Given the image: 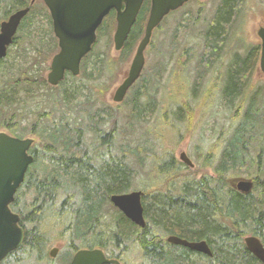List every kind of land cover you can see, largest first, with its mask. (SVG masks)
I'll return each instance as SVG.
<instances>
[{
    "label": "trees",
    "instance_id": "16d2710c",
    "mask_svg": "<svg viewBox=\"0 0 264 264\" xmlns=\"http://www.w3.org/2000/svg\"><path fill=\"white\" fill-rule=\"evenodd\" d=\"M242 1L224 0L208 32L200 33L205 42L203 52L195 59L199 78L201 72L210 69V64L215 62L219 52L224 49L227 40L225 32L227 33L228 27H231L235 16L239 14ZM2 3H6L5 0H0V7ZM147 14L148 6L144 5L120 51L121 60L130 57L137 41L143 36V22ZM45 18L49 25L48 16ZM110 20H114V13L106 18L103 27L99 29L98 39L106 22ZM49 33L51 36L50 26ZM35 36L37 43L41 41V34ZM47 37L45 40H51V37ZM19 41L23 42L24 39L20 37ZM46 46L50 48L42 50L45 60L56 49V41ZM94 48L95 46L82 62L81 70L84 72L89 67ZM36 52L39 54L41 51ZM25 55L24 53L23 57L19 54L18 58L23 57L22 60L27 61ZM102 62L97 58L95 65ZM39 65L40 62L37 70ZM247 67V62H236L229 70L228 79L221 90L224 103L231 108L248 84L242 79ZM253 69L254 67L249 69V78ZM93 72L92 69L88 79H94ZM153 76L161 74L154 69L150 70L141 75L130 88L125 105L129 107L131 121L126 122L125 126L118 120L116 109H92L93 104L87 96H83V90L79 91L78 88V91L65 92L60 98V105H54L56 110L52 113L59 115V121L55 120L51 126H44L39 134L35 131L37 124L32 125L30 132L38 134L45 141L41 145L42 155L36 154L34 164L27 171L24 182L10 205L11 211L19 216L18 224L24 231V240L0 264H24L31 258L34 264L50 262L47 251L56 241L65 243L64 252L59 253L56 260L60 264H68L80 249L95 248L101 249L107 258L118 260L121 264H127L126 260L130 255L139 259L135 264H261L248 253L244 238L248 235L249 225V236L259 238L264 244V178L254 175L255 184L249 195L241 194L227 184L228 173L238 175L247 171V151L251 141L259 143L264 138V112L258 116L259 121L253 120L257 115L252 111L255 99L228 136L219 157L204 161L205 169L213 167L210 172L191 178L188 175L191 170L173 154H165L159 158V179L154 184L150 182V193L142 192L144 229L132 224L110 203L112 195L136 190L138 171L132 165L131 157L138 166L144 162L139 156L146 151L152 152L139 145L133 147L129 140L117 148L116 141L119 132L128 135L133 132L135 124L145 121L139 118L141 114L146 117V114L153 111L150 105H153L154 99L151 100L149 92ZM46 86V81L28 68L13 74L1 66L0 127L11 136L23 138L18 135L22 125L19 109H13L8 117L5 115L8 111L3 110H11V107H18L20 103L24 107L25 101L33 99L36 91ZM146 97L150 101L141 110L140 102ZM58 100L56 99L57 103ZM145 109H149L148 113ZM70 113L75 115L77 126L69 124L67 117ZM49 115H38V118L48 121ZM106 123L109 131L105 133L103 128ZM88 133L91 136L89 142L85 138ZM101 148L108 150L106 158L98 153ZM115 148L121 153L120 156L114 154ZM42 161H46L45 164L49 166L44 168ZM259 163L262 165L263 161L256 164ZM39 170L42 172L40 179ZM63 189H67L68 193L59 201V196L63 193L60 191ZM24 191L32 193L29 203ZM105 206L112 213L110 225L104 223L106 226L103 228L99 222ZM63 216H68L69 220L61 226L60 219ZM169 236L188 242L205 241L212 256L207 257L183 247L169 245L166 242Z\"/></svg>",
    "mask_w": 264,
    "mask_h": 264
},
{
    "label": "rangeland",
    "instance_id": "374dc122",
    "mask_svg": "<svg viewBox=\"0 0 264 264\" xmlns=\"http://www.w3.org/2000/svg\"><path fill=\"white\" fill-rule=\"evenodd\" d=\"M218 2L219 0H206L201 3L197 1L190 2L174 14L166 16L162 24H160L161 26L156 28L152 33L151 43L144 55L145 66L142 75L149 73L153 69L161 74L158 77H151L152 86L149 83L151 100L154 99L153 105H150L153 111L146 114V117L141 114L139 118L145 119V121L135 124L133 132L128 135H123V133L119 132L116 141L117 148L129 140L133 147L139 145L152 151H146V153H142L139 156L144 161L142 165H138L140 168L136 166L134 158L131 157V163L138 171L135 180V191L143 193L151 192L149 184L150 182L154 184L159 179L157 174L158 160L165 154H173L179 160L180 154L185 153L194 166L191 169L189 168L191 171L188 175L191 178H198L206 172H210L213 167L205 169L204 161L212 158L216 160L219 157L221 151L226 146L228 136L239 124L240 118L244 115V111L249 107L253 99L255 101L252 104V111L257 114L253 120L259 121L258 116L261 112H264V79L253 76L256 67L242 94L234 102L233 108L237 107V110L226 105L222 99L221 90L226 83L224 81L226 71L222 72L223 67H219L217 70H212L211 67L209 72L203 71L200 78L198 76L200 74L196 68L195 59L203 52L204 46L200 33L205 27L206 22L213 17V12ZM199 4L201 5V9H199ZM8 6L9 3H2L0 12L3 13L0 15V22ZM242 9L240 10L242 12L240 19L237 18L232 27L233 29L229 30L226 35L227 37L225 36L227 38L226 44L224 49L219 52L216 63L220 58V61L224 63L234 52L241 53L245 48L247 51L257 44L256 30L264 19V0H246ZM146 19L143 22V30ZM31 21V25L27 24L26 29L18 34L19 39L16 41L17 44L10 48L8 57L2 66L13 74L28 68L30 72L38 74L40 78L45 80V76L49 71L50 60L56 53L57 47L52 50L50 55L48 54L49 57L47 55V60L44 59L45 53L42 50L50 48L46 45L54 43L56 39L53 35L50 36L46 18L45 20H41V18L34 14L31 17ZM105 26L102 30V35L95 45L94 55L89 62V67L86 68L85 72L82 69L80 75L74 77L76 78L75 80L70 75L67 76L57 87L47 85L39 89L36 91L33 99L25 101L24 107L20 103L18 107H11V110H3L4 112L8 111L5 114L8 117V114H12L13 109H19L21 114L18 111L17 114H20L22 117V125L21 132L18 135L23 138H32L34 140L33 150L39 156L42 155L43 151L41 145L45 144V141L39 138V132L42 131L44 126H51L53 121H59V115L52 113L56 110L54 105L58 107L60 105V98L64 93L75 91L77 87L79 91L83 90V96H87L89 102L93 104H91L92 109L113 108L118 112V120L121 125L125 126L126 122L131 121L129 107L125 105V100L129 97V93L123 102L119 104L113 102L112 95L125 78L136 46L127 60H121L120 52L116 53L113 49L115 20L106 22ZM36 34H41V41L38 43ZM47 36L51 37V40H45ZM20 37L24 39L23 42L19 41ZM37 50L41 52L38 54ZM24 53L26 54L27 61L22 60ZM19 54L23 57L18 58ZM97 58L103 60V62L95 65ZM38 62H40L39 70L36 69ZM92 69L94 70L92 74L95 77L91 80L88 79V75L92 72ZM197 80L198 82H196ZM149 101V97L144 98L140 102L139 108L143 110L142 106H148ZM148 111L149 109L147 113ZM44 114H50L48 121H42L38 118V115L42 116ZM74 117L75 115L70 113L67 119L69 124L77 126L78 121L74 120ZM34 123L37 124L35 131L38 134L30 132ZM105 125L103 129L106 133V131H109V126L107 123ZM0 131L8 133L1 127ZM85 138L89 142V139H91L90 134H86ZM262 140L264 141V138ZM117 148H115L114 154H119L120 156L121 153L118 152ZM260 150L258 147V149L253 151L249 147V151H247L249 165L245 167L247 171H243L238 175L228 173L227 178L236 176L245 177L247 174H251V177H254L256 174L259 178H264V159L262 165L259 167L256 164L259 153L262 152L264 157V147L262 151ZM98 153L106 158L108 150L101 148L98 149ZM136 160L139 161L138 159ZM42 162L44 168L49 166L45 164L47 163L46 161ZM38 175V179H40L42 177L40 170ZM60 192L63 193L60 194L59 201L66 196L68 190L63 189ZM25 197L29 203L32 200V193L26 192ZM72 202L71 204L74 203ZM103 209L104 211L101 213L102 218L99 223L104 228L105 224L110 225V214L112 212L106 206ZM60 220L62 222L60 225L64 226L65 222H68L69 217L63 216ZM64 244L63 241H56L52 247H49L47 254L56 248L58 250L56 257L54 259L49 257L50 262H43L41 264H60L56 260L59 253L64 252ZM138 261L139 259L132 255L126 260L127 264H135ZM33 262L34 260L31 258L27 259L24 264H34Z\"/></svg>",
    "mask_w": 264,
    "mask_h": 264
},
{
    "label": "water",
    "instance_id": "95a60500",
    "mask_svg": "<svg viewBox=\"0 0 264 264\" xmlns=\"http://www.w3.org/2000/svg\"><path fill=\"white\" fill-rule=\"evenodd\" d=\"M50 14L52 31L57 40L58 52L52 57L46 82L56 87L64 80L65 74L76 77L80 73L82 60L92 51L97 41V30L104 19L113 11L115 13V31L113 49L120 52L136 22L144 0H43ZM189 0H150L149 14L144 33L132 56L129 69L124 80L112 95L114 103L123 101L127 91L138 80L145 65L144 52L149 46L152 33L170 12L182 7ZM28 9L13 14L8 21L0 25V61L6 57L7 49L13 42L22 18ZM261 39L260 70L264 74V29L259 31ZM33 139H19L0 132V263L8 254L18 249L24 240V231L19 226V216L11 211L10 205L15 194L24 181L33 157L28 154ZM179 161L188 168L192 162L185 153H181ZM231 186L242 194L252 191L253 182L249 179H233ZM142 192L133 191L127 194L112 195L110 203L127 220L140 229L145 228ZM166 242L180 246L192 252L211 257V251L205 241L188 242L176 236H169ZM249 253L264 264V247L258 238H244ZM57 249L49 252L55 258ZM69 264H120L117 260H109L101 249H81L72 257Z\"/></svg>",
    "mask_w": 264,
    "mask_h": 264
},
{
    "label": "flooded vegetation",
    "instance_id": "af4514ba",
    "mask_svg": "<svg viewBox=\"0 0 264 264\" xmlns=\"http://www.w3.org/2000/svg\"><path fill=\"white\" fill-rule=\"evenodd\" d=\"M193 1H197L198 3H201V2H205L206 0H189L187 3H185L182 7H180V8H178L177 10H175V11H172V12H170L168 15H170V14H174L175 12H177V11H179L180 9H182L184 6H186L188 3H190V2H193ZM223 1L224 0H219V2H218V4H217V6L215 7V10H214V12H213V17L210 19V20H208V22H206V24H205V27L203 28V30L201 31V33H206V32H208V30H209V28H210V26H211V23L213 22V20L215 19V17H216V14H217V12H218V10L221 8V6H222V3H223ZM5 2L6 3H9V6L7 7V10L4 12V16H3V19H2V21L0 22V25L3 23V22H6V21H8V19L13 15V14H15V13H17V12H19V11H21V10H25V9H28V12H27V14L22 18V20L20 21V23H19V26H18V28H17V31H16V34H15V36H14V38H13V42H12V44H11V46L9 47V49L7 50V55H6V57L4 58V59H2L1 61H0V67L3 65V62L5 61V59L8 57V54H9V50H10V48L12 47V46H14V45H16L17 43H16V41L18 40V34L22 31V30H24V29H26V27H27V24H30L31 25V17L35 14V16H37V17H39V18H41V20H45V16L47 15L48 16V18H49V26H50V31H51V34L54 36V34H53V31H52V22H51V18H50V14H49V11H48V9H47V7H46V5H45V3H44V1L43 0H5ZM245 2H246V0H243L242 1V3H241V5H242V8H243V6H244V4H245ZM144 5H147L148 6V13H149V8H150V0H144V3H143V5H142V7L144 6ZM200 4H199V9H201L200 8ZM142 7H141V9H142ZM241 8V10H243ZM167 15V16H168ZM241 15H242V12L240 11L239 12V14H237L236 16H235V20H234V22L237 20V18L238 19H240V17H241ZM107 18V17H106ZM105 18V19H106ZM105 19H104V21H105ZM104 21H103V23L101 24V26L98 28V30L100 29V28H102L103 27V24H104ZM207 21V20H206ZM241 21V20H240ZM263 22L259 25V27L257 28V30H256V38H257V44L256 45H254V46H252L249 50H245V49H243V52H241V53H238V52H234L231 56H230V58L228 59V60H226L224 63H223V61H220L221 60V58L218 60V62L216 63V60H217V58H216V60H215V64L213 63H211L210 64V66L212 67V70H214V69H218L219 67H223V73H224V71H226V78L224 79V81H227V79H228V73L230 72L229 70H231V68H232V66L233 65H235L236 64V62H247V65H248V67L246 68V70H245V72H244V74H243V77H242V79H243V81H247V82H249V69L251 68H253L254 67V69H255V67H256V70H254V75L253 76H256V78H262V79H264V74L262 73V71L260 70V57H261V39H260V37H259V31L260 30H263L264 29V19L262 20ZM232 22L233 21H231V23H230V25L232 24ZM39 24H40V22L38 23V26H39ZM233 25H234V23L231 25V27H228V29H227V33L229 32V30L230 29H232V27H233ZM238 28H239V26H238ZM237 28V29H238ZM236 29V30H237ZM97 30V31H98ZM226 32H225V34H227ZM201 36V35H200ZM202 37V36H201ZM55 38V37H54ZM202 39H203V42H205L204 41V38L202 37ZM14 43V44H13ZM56 47H57V49H58V44H57V40H56ZM224 64V65H223ZM210 67V68H211ZM206 72H209V70H207ZM253 72V71H252ZM47 75V74H46ZM251 75H252V73L250 74V77H251ZM46 77V76H45ZM251 142H253L252 144H251V146H249V147H251V149L253 150V151H255L256 149H258V147L261 149L260 151H262V148L264 147L263 146V143H264V141L262 140L261 142H259V143H257V142H254V141H251ZM257 144V145H256ZM29 155L30 156H32L33 157V160H34V162H35V157H36V154H37V152L36 151H34L33 150V146L29 149ZM263 159H264V157H263V153L261 152V153H259L258 155H257V162H262L263 161ZM33 162V163H34ZM249 165V164H248ZM260 166V163L258 164V167ZM249 168V167H248ZM248 173V172H247ZM239 178H241V179H246V180H251L252 182H253V188H254V184H255V181H254V177H249V174H247L245 177H242V176H236V177H231V178H228L227 179V184H228V186L231 188V189H233V190H235L234 188H232V186H231V180H233V179H239ZM253 190V189H252ZM236 191V190H235ZM238 192V191H237ZM242 194V193H241ZM246 195H249V193L248 194H246ZM249 224V223H248ZM246 237H249V225H248V235L246 236ZM259 239V238H258ZM260 240V239H259ZM260 242H261V240H260ZM261 244L264 246V244L261 242ZM248 251V250H247ZM248 253H249V251H248Z\"/></svg>",
    "mask_w": 264,
    "mask_h": 264
},
{
    "label": "bare ground",
    "instance_id": "6f19581e",
    "mask_svg": "<svg viewBox=\"0 0 264 264\" xmlns=\"http://www.w3.org/2000/svg\"><path fill=\"white\" fill-rule=\"evenodd\" d=\"M238 12V11H237ZM238 14V13H237ZM233 18H234V16H233ZM233 23H235V22H233ZM228 26V25H227ZM233 29V28H232ZM14 44V43H13ZM68 81V80H67ZM78 88V87H77ZM75 95V94H74Z\"/></svg>",
    "mask_w": 264,
    "mask_h": 264
}]
</instances>
